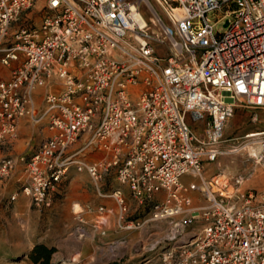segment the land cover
<instances>
[{
    "label": "built area",
    "instance_id": "1",
    "mask_svg": "<svg viewBox=\"0 0 264 264\" xmlns=\"http://www.w3.org/2000/svg\"><path fill=\"white\" fill-rule=\"evenodd\" d=\"M142 1L0 0V147L24 117L49 132L0 158V181L20 162L18 192L43 209L85 173L105 201L73 205L69 232L114 227L112 262L127 247L140 264H264V188L209 173L252 138L264 158V131L223 147L236 108L264 109V0H147L150 22Z\"/></svg>",
    "mask_w": 264,
    "mask_h": 264
},
{
    "label": "crops",
    "instance_id": "2",
    "mask_svg": "<svg viewBox=\"0 0 264 264\" xmlns=\"http://www.w3.org/2000/svg\"><path fill=\"white\" fill-rule=\"evenodd\" d=\"M9 71V67L0 62V79L8 78ZM42 92L43 89L38 88L34 93V104L37 109L42 106ZM48 134L46 128L34 124L25 117L21 118L18 123V137L12 144L0 147V158L6 156L17 158L23 153L31 152ZM74 174L69 185L76 182L81 193L80 196L73 198L70 205V216L62 222H56L50 218L51 207L36 209L26 196L18 192L20 181L23 178V166L20 162L7 178L0 181V264L28 262L33 264L28 258V253L35 244L43 243L51 247L55 244L57 231H62L64 234L69 232L72 226L73 205L75 208L77 206L83 208L87 204L97 205L105 201L96 197L89 177L85 173ZM12 194H16L13 201L10 200ZM59 195L61 192L57 190L51 194V197L53 200H60ZM106 202L109 203L108 200ZM85 218L89 224L87 229L90 231L94 215L85 213ZM121 236L122 233L111 226L104 236L91 232L87 237L79 239L78 249L58 248L53 253L52 260L56 264L109 263V259L113 258V253L108 250V246ZM128 237L130 238L131 235ZM67 238L62 239L65 246L68 245L65 242ZM104 256L108 257V261L103 260Z\"/></svg>",
    "mask_w": 264,
    "mask_h": 264
},
{
    "label": "rangeland",
    "instance_id": "3",
    "mask_svg": "<svg viewBox=\"0 0 264 264\" xmlns=\"http://www.w3.org/2000/svg\"><path fill=\"white\" fill-rule=\"evenodd\" d=\"M143 1L141 2V13L144 18L150 22L149 19L152 16V13ZM34 15L39 17L41 14L35 10ZM212 19H215V17L212 16ZM157 52L160 53L159 50H157ZM260 131H264V109L238 107L235 109L234 114L232 117H230L224 129V137L234 138L235 140L224 143L223 147L225 149H229L231 145L242 146L247 141V139L243 137L246 133L248 134L250 132ZM243 147L244 149L240 150L239 152H228L219 156V158L214 163L209 165V173L217 172L219 170L229 174L247 173L250 174V176L244 181L242 188L261 190L264 188V158L263 160H260V163H258V160L262 151V147L259 143H246L244 146H242V148ZM74 175L75 174L70 175L68 181H71ZM68 181L62 186L61 195H59L60 200L52 199V204L50 206V218L56 222H62L63 220L69 218L70 205L73 201V198L80 196L81 193L80 190H78V185L76 182H72L69 185ZM76 209H79V206H77ZM41 214L44 215L43 212H41ZM42 218L43 217L41 216V219ZM55 236L56 241L52 246L55 248V252L58 250V248L62 250H66V248L67 250L68 248L69 250H72V248L78 249L79 239L71 235L70 232L64 234L62 231H57ZM64 237H68L65 240V242L68 243L66 246L62 242ZM137 237L138 235L136 233L131 234V242ZM137 250L127 247H118L114 251L116 254V262L119 264H140L141 255L137 252ZM107 259L108 257L104 256L103 260L108 261ZM112 259H114V257ZM112 259L110 258L109 261L112 262ZM21 264H30V262Z\"/></svg>",
    "mask_w": 264,
    "mask_h": 264
},
{
    "label": "trees",
    "instance_id": "4",
    "mask_svg": "<svg viewBox=\"0 0 264 264\" xmlns=\"http://www.w3.org/2000/svg\"><path fill=\"white\" fill-rule=\"evenodd\" d=\"M54 247H49L43 243L35 244L28 253V258L33 264H56L52 261ZM106 264H119L116 261Z\"/></svg>",
    "mask_w": 264,
    "mask_h": 264
},
{
    "label": "bare ground",
    "instance_id": "5",
    "mask_svg": "<svg viewBox=\"0 0 264 264\" xmlns=\"http://www.w3.org/2000/svg\"><path fill=\"white\" fill-rule=\"evenodd\" d=\"M145 2H147V0H144ZM263 132H250V133H248V134H246V136L248 137V136H252V137H256V136H259L260 134H262ZM254 141H251V142H249L248 144H250V143H254V144H258V141H257V138H252ZM239 148V147H238ZM242 149H244V147L242 148ZM241 149V150H242ZM262 152V151H261ZM258 163H260V159L258 160Z\"/></svg>",
    "mask_w": 264,
    "mask_h": 264
}]
</instances>
